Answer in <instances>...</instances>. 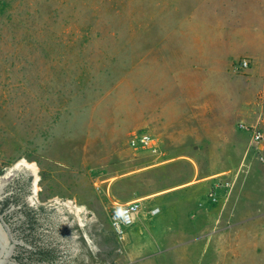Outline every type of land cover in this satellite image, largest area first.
Segmentation results:
<instances>
[{
	"label": "rangeland",
	"instance_id": "rangeland-1",
	"mask_svg": "<svg viewBox=\"0 0 264 264\" xmlns=\"http://www.w3.org/2000/svg\"><path fill=\"white\" fill-rule=\"evenodd\" d=\"M238 33L264 34V0H0L4 264H264V144L211 158L193 131L202 59Z\"/></svg>",
	"mask_w": 264,
	"mask_h": 264
},
{
	"label": "crops",
	"instance_id": "crops-1",
	"mask_svg": "<svg viewBox=\"0 0 264 264\" xmlns=\"http://www.w3.org/2000/svg\"><path fill=\"white\" fill-rule=\"evenodd\" d=\"M214 45L215 48L210 50L208 59H202L209 62L207 72L209 80L202 76L199 82L201 93L194 103L193 131L196 134L199 130L201 134L208 135L210 141L215 143L216 149L211 145V158L224 157V154L218 153L219 145H225L229 149L228 156L232 157L230 150L233 153L239 150L243 154L245 151V146L237 145L236 139L249 137L244 132L236 131L235 124L254 125L257 121L256 107L260 108V104L264 107V34L252 38L243 36V33L224 37L219 35ZM218 46H225V49ZM228 46L237 48L242 54L239 58L249 61L250 67L243 75L235 76L228 71L229 61L235 57V50L227 49ZM257 99L258 102H256ZM193 131L185 126L178 133L190 134ZM160 137L170 136L165 134ZM184 157L189 158V156ZM228 172L230 169L221 168L203 180Z\"/></svg>",
	"mask_w": 264,
	"mask_h": 264
},
{
	"label": "built area",
	"instance_id": "built-area-1",
	"mask_svg": "<svg viewBox=\"0 0 264 264\" xmlns=\"http://www.w3.org/2000/svg\"><path fill=\"white\" fill-rule=\"evenodd\" d=\"M250 67V63L246 59H242L230 64V70L234 75H243ZM237 128L249 135L250 145L257 148L258 145L264 144V130L259 125V122L254 125H246L239 123ZM139 201H130L125 204L115 205L110 213L109 220L114 233L118 236H123L125 232L134 225L140 210ZM159 212L158 209H153L151 215L155 216Z\"/></svg>",
	"mask_w": 264,
	"mask_h": 264
},
{
	"label": "bare ground",
	"instance_id": "bare-ground-1",
	"mask_svg": "<svg viewBox=\"0 0 264 264\" xmlns=\"http://www.w3.org/2000/svg\"><path fill=\"white\" fill-rule=\"evenodd\" d=\"M21 167H23V166H22V164L20 163V164L15 165V166L12 168V170H16V169H19V168H21ZM24 167H25L28 171H30V172L33 174V169H32L31 166L25 165ZM33 186H34V187H33V195H34V197H35V196H36L35 182H34V185H33ZM32 198H33V197H32ZM33 200H35V199L33 198ZM66 204L68 205V204H70V203L67 202ZM75 209H76L77 212L80 211V208H78V207H76ZM0 228H1V225H0ZM10 253H11V251H8L7 253H5V254L3 255V257L0 259V264H4V263L6 262L7 258L10 256Z\"/></svg>",
	"mask_w": 264,
	"mask_h": 264
}]
</instances>
